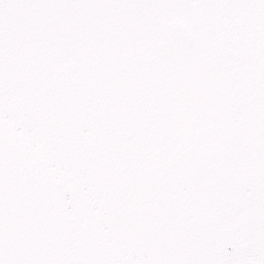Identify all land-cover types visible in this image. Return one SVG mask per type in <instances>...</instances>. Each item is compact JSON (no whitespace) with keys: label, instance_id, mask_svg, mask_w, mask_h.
I'll list each match as a JSON object with an SVG mask.
<instances>
[{"label":"snow or ice","instance_id":"obj_1","mask_svg":"<svg viewBox=\"0 0 264 264\" xmlns=\"http://www.w3.org/2000/svg\"><path fill=\"white\" fill-rule=\"evenodd\" d=\"M0 264H264V0H0Z\"/></svg>","mask_w":264,"mask_h":264}]
</instances>
